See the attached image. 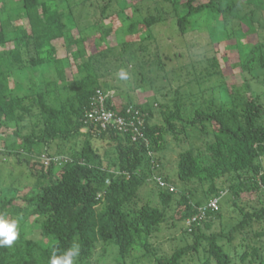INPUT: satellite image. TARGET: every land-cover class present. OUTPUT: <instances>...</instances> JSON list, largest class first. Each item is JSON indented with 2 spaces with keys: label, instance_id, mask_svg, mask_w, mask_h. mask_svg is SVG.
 <instances>
[{
  "label": "trees",
  "instance_id": "16d2710c",
  "mask_svg": "<svg viewBox=\"0 0 264 264\" xmlns=\"http://www.w3.org/2000/svg\"><path fill=\"white\" fill-rule=\"evenodd\" d=\"M7 1L0 0V48L12 47L0 49V134L10 126L13 131L0 139V167L14 159L27 166L34 181L24 194L0 186V215L18 222V239L12 247H0V264H49L53 249L61 256L73 243L80 248L73 264H264V196L259 193L264 184V42L257 33L264 30V20L255 16L264 11V1L245 0L253 8L240 14L227 0H163L170 8L144 15L125 0H18L17 20L2 18ZM203 12L219 18L228 40L241 29L229 24L248 20L243 33L255 41L241 63L243 85L229 84L216 54L201 59L187 54V64L168 69L162 59H180V53L169 56L158 44L150 51L154 26L163 25L169 14L183 36ZM71 23L104 48L86 53L87 38L72 35ZM112 34L121 41L107 46ZM57 41L65 50L76 47L81 63L75 72L83 77L66 78V57L56 56ZM110 59L152 74L138 80L151 88L152 104L130 97L116 103L113 88L98 80ZM42 65L49 72L40 76L39 90L33 69ZM19 72L28 74L25 94L10 80ZM96 90L106 108L133 121L141 136L132 140V130L99 131L86 122ZM168 137L180 148L173 178L162 161ZM43 157L53 159L44 166ZM149 182L154 204L139 199ZM219 193L221 202L237 211L236 220L226 218L222 205L203 212L205 202ZM244 195H256L255 204L238 206ZM201 211L203 217L185 224ZM25 219H32L39 241L26 238ZM165 232L172 244L168 252L154 241Z\"/></svg>",
  "mask_w": 264,
  "mask_h": 264
},
{
  "label": "rangeland",
  "instance_id": "374dc122",
  "mask_svg": "<svg viewBox=\"0 0 264 264\" xmlns=\"http://www.w3.org/2000/svg\"><path fill=\"white\" fill-rule=\"evenodd\" d=\"M18 0H8L6 6L2 9H5V14L2 18H11L12 20H17L19 17V3ZM163 0H125V4L130 5V3L136 4V7L140 10L142 14H155L156 8H170L169 4L166 2H162ZM203 0H199L201 2ZM228 2H232L236 5L237 10L240 14L248 12L252 9V5L258 4L259 0H252L251 4H246L245 0H227ZM264 1V0H262ZM261 1V2H262ZM1 8V5H0ZM184 13V11H182ZM256 18H262L264 20V11H257L255 13ZM219 18L215 17L207 12H203L200 16L195 17L190 24L189 30L183 35L179 36L176 33L174 28V19L172 18V14L168 15V18L165 20L163 25L154 26V36L155 42H151L150 51H152L153 47L158 44L160 45V50L171 56L172 53H180V59H162L164 63H166L167 68L175 67L178 65H185L189 62V57L193 56L197 59H201L205 56H212L216 54V59L219 64L220 70L227 77V81L229 84L234 85H243L246 81L245 73L241 71V63L247 55L249 49L253 45L255 38L251 36L245 35L243 32L246 31L248 26V20L238 21L233 20L229 24V28H236L240 26V31L235 33L232 37L233 39H227L226 33L221 27L219 23ZM20 20V19H19ZM15 23V21L13 22ZM12 23V25H13ZM114 22L109 20H105V25H111ZM114 25V24H113ZM254 27L257 29L258 24L255 23ZM68 29L72 35L75 37H86L87 41L85 42L86 53H91L95 51H99L104 46H96L93 43L92 37L89 38V33L87 31H83L80 34L76 30L73 24H68ZM259 29V28H258ZM259 41L264 42V30H257ZM5 37L10 39L12 34L9 31H6ZM143 38L144 36L141 34L139 36ZM121 41L120 35H110L106 39L107 46H116ZM55 48L57 49L56 56L58 58L66 57V61L64 62V71L67 79L76 80L83 77V74H78L75 72V67L81 63V60L77 58L76 47L74 45L69 46L67 50H65V45L63 41H57L54 43ZM12 45L7 43L0 49H8L11 48ZM148 58V57H146ZM145 58V59H146ZM103 69H107L106 71L98 72L99 74V82L105 83L113 88L115 95L118 97L116 100L117 104H120V99H125L126 97H130V100L133 102H137L139 104H143L149 101V104H152L151 101V88L147 87L145 84H139L138 80L142 76L145 78L151 77L152 74H148L145 71H135L132 63H127L124 66L121 61H114L110 59ZM123 65V67L121 66ZM133 69V71L131 70ZM120 70H123L126 74V78L121 79L118 75ZM48 69L45 65H42L38 68L33 69V74L35 76L36 84L39 90H43L41 75H48ZM139 72V74H137ZM136 73V75H134ZM28 74L26 72L14 73L13 76H10V80L12 84L18 89L21 94L26 93V84H27ZM136 82V84H135ZM138 83V84H137ZM11 84V85H12ZM261 92V90L258 88ZM112 91V92H113ZM128 101V99H125ZM261 103L264 105V98L261 99ZM154 106V105H153ZM154 117L158 119L156 111L154 112ZM13 131V126H10L9 130H7V134H0V139L6 136H9L10 132ZM82 141V140H81ZM166 151L163 153V165L165 167L164 171H167L171 178L175 175V164L174 161L177 157V154L180 150L179 146H177L170 137L167 138ZM52 148H54L52 146ZM51 148L50 152L53 153V149ZM24 165V164H23ZM27 168V166H26ZM25 168V165L20 167L15 162L14 159L7 160L6 163H3V166L0 167V186L3 188L7 187H17V190L22 194L28 192L30 184L34 181L33 178L30 177L28 170ZM10 170H13L11 173ZM152 182L146 184L139 192L140 202L149 201L152 204L156 203V197L150 190L152 187ZM13 195V194H10ZM197 196H202L199 193ZM203 198V197H202ZM257 196H242L240 199L238 206L247 208L255 204ZM203 200V199H202ZM225 203V204H224ZM22 205V204H21ZM223 207V211H226L227 216H233L234 220L237 219L238 214L237 211H233L230 209V203L226 201H222L221 204ZM32 219H25L24 225L28 233L26 234V238L31 239L33 241H39L40 233L36 226L32 225ZM225 220V219H224ZM17 221V220H16ZM18 223V222H17ZM213 231L218 230V222L214 223ZM175 236L180 237L179 227L175 229L173 232ZM168 234L162 233L155 241L157 247L161 249V251L168 252L172 244L166 240ZM46 244V241L43 240ZM141 264H153L150 260H144Z\"/></svg>",
  "mask_w": 264,
  "mask_h": 264
},
{
  "label": "built area",
  "instance_id": "2783aa9c",
  "mask_svg": "<svg viewBox=\"0 0 264 264\" xmlns=\"http://www.w3.org/2000/svg\"><path fill=\"white\" fill-rule=\"evenodd\" d=\"M103 100L104 97L101 92L99 90H96L95 97L93 98L89 106V110L85 113V120L88 124L93 125V128L99 131L117 130L119 132H126L128 130H132V132L134 133L132 140H135V135L141 136L138 127L134 125L133 121H128L124 117L119 116L111 108H106V106L103 104ZM126 113L129 114L130 110H127ZM141 124L142 121L138 123V125ZM54 161H56V159H54ZM49 162L50 159L45 158L43 160V165L47 166ZM157 182L161 187L164 186V183H162L159 179L157 180ZM260 193L262 196H264V184L260 185ZM207 208L215 210L217 208V201L212 200L206 207H203V212L204 209ZM203 212L201 211V213H199L197 216H194L191 219H187L186 225L190 226V224L193 223L196 219L203 217Z\"/></svg>",
  "mask_w": 264,
  "mask_h": 264
},
{
  "label": "clouds",
  "instance_id": "9594fccd",
  "mask_svg": "<svg viewBox=\"0 0 264 264\" xmlns=\"http://www.w3.org/2000/svg\"><path fill=\"white\" fill-rule=\"evenodd\" d=\"M118 75L121 79L126 78V74L124 73L123 70H120ZM57 158L59 161H61V157H57ZM44 159L45 157H43V160ZM50 159H53V158H50ZM157 180L158 178L155 179L157 186L162 188L158 184ZM259 193H260V190H259ZM223 197L224 196L219 193L217 197H213L212 199L206 201L203 207H206L212 200H216L217 208L215 210L207 208L208 210L215 212L218 210V207ZM17 239H18L17 221L8 220L3 215H0V247H12ZM79 252H80V248H79V245L76 243H73L72 246L68 250H66L64 254L61 256H57L56 250L53 249L52 255L49 258V264H73V259L74 257H77L79 255Z\"/></svg>",
  "mask_w": 264,
  "mask_h": 264
}]
</instances>
